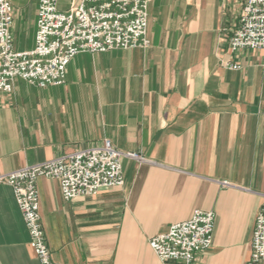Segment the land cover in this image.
Returning <instances> with one entry per match:
<instances>
[{"label":"crops","instance_id":"1","mask_svg":"<svg viewBox=\"0 0 264 264\" xmlns=\"http://www.w3.org/2000/svg\"><path fill=\"white\" fill-rule=\"evenodd\" d=\"M10 1L14 48L30 50L39 0ZM242 2L151 0L149 47L81 52L65 83L17 78L0 93V173L106 139L149 159L124 158L125 184L95 196L65 200L57 179L38 180L55 262L182 264L161 261L149 241L196 209L213 211L215 225L192 264L250 260L264 195V52L229 48ZM29 239L11 186L0 183V264H40Z\"/></svg>","mask_w":264,"mask_h":264},{"label":"built area","instance_id":"2","mask_svg":"<svg viewBox=\"0 0 264 264\" xmlns=\"http://www.w3.org/2000/svg\"><path fill=\"white\" fill-rule=\"evenodd\" d=\"M151 0H72L69 9H59L58 0H39L35 45L30 50L14 48L15 7L0 0V93L11 94L17 78L47 87L66 81L71 59L81 52L147 48ZM232 52L256 49L264 52V0H243L240 24L230 38ZM225 66L240 69L227 61ZM148 162L141 152L118 149L106 139L102 145L78 149L37 164L0 173V183L11 186L29 232V244L40 264L53 260L41 217L38 180L59 181L65 200L95 196L101 190L125 184L122 160ZM222 185H230L221 181ZM215 213L196 209L188 220L174 223L153 236L150 247L163 262L192 264L196 254L208 249L213 240ZM264 261V195L255 219L251 256L246 264Z\"/></svg>","mask_w":264,"mask_h":264}]
</instances>
